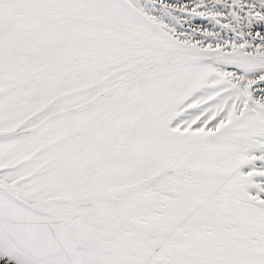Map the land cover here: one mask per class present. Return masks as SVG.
Listing matches in <instances>:
<instances>
[{"label":"snow or ice","instance_id":"obj_1","mask_svg":"<svg viewBox=\"0 0 264 264\" xmlns=\"http://www.w3.org/2000/svg\"><path fill=\"white\" fill-rule=\"evenodd\" d=\"M0 264H264V0H0Z\"/></svg>","mask_w":264,"mask_h":264},{"label":"rangeland","instance_id":"obj_2","mask_svg":"<svg viewBox=\"0 0 264 264\" xmlns=\"http://www.w3.org/2000/svg\"><path fill=\"white\" fill-rule=\"evenodd\" d=\"M194 24L198 26L200 24V21L197 20V21L194 22Z\"/></svg>","mask_w":264,"mask_h":264}]
</instances>
